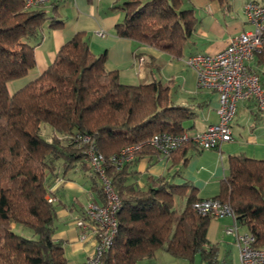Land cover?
Masks as SVG:
<instances>
[{
    "label": "trees",
    "instance_id": "obj_1",
    "mask_svg": "<svg viewBox=\"0 0 264 264\" xmlns=\"http://www.w3.org/2000/svg\"><path fill=\"white\" fill-rule=\"evenodd\" d=\"M186 1L122 0L112 6L123 12L114 32L182 57L200 22ZM26 2L0 0V264H68L65 242L53 238L57 215L48 180L60 167L64 172L90 168L87 145L74 140L77 132L91 135L107 158L142 143L123 167L106 165L121 206L118 230L102 264H148L159 249L188 264H231L219 260V244L207 237L212 217L194 208L201 199L194 184L173 182L181 175L178 169L148 175L145 188L130 179L137 173L131 168L137 158L161 154L147 142L151 136L180 134L189 129L185 122L197 116L193 106L172 102L169 87L157 76L162 64L149 55V80L124 84L118 69L107 68V50L93 52L87 32L80 30L46 70L11 91L12 80L35 69V48L45 32L65 24L59 0L33 7ZM256 64L264 79V50ZM260 119L256 113L254 121ZM194 148L188 140L173 150L169 170L185 165ZM227 163L213 197L228 202L238 223L255 235L254 244L264 247V159L240 152L227 155ZM91 175L92 188L103 199L102 184Z\"/></svg>",
    "mask_w": 264,
    "mask_h": 264
},
{
    "label": "crops",
    "instance_id": "obj_2",
    "mask_svg": "<svg viewBox=\"0 0 264 264\" xmlns=\"http://www.w3.org/2000/svg\"><path fill=\"white\" fill-rule=\"evenodd\" d=\"M121 1L59 0L58 10L65 24L45 32L41 43L35 48V69L12 80L11 91L39 76L54 61L59 48L77 31L83 30L87 32L93 52L107 50L106 66L108 69H118L120 81L124 84L148 81L147 58L149 55L155 57L162 64L157 76L169 87L172 102L193 106L197 112L196 117L185 122L188 130H203L217 122V93L198 88L196 71L185 60L196 53H215L226 47L233 35L248 29L250 24L243 8L247 0H229L227 6L219 0H187L186 5L195 7L200 22L182 57H174L156 47L139 45L132 39L117 36L114 26L123 18V12L112 9V6ZM260 110L253 100L241 101L232 122L233 140L222 143L219 149L200 150L196 147L190 151L185 165L177 164L170 170L171 160L160 153L139 157L131 166L137 173L130 179L145 188L148 175L157 177L178 169L181 175H175L173 182H191L200 198L215 196L220 191V180L228 170L227 155L244 152L250 157L264 159V111L261 113ZM256 113L261 117L257 122L254 121ZM57 171L48 180L50 193L55 198L57 215L53 238L65 242L68 264H84L94 249V241L80 239L81 230L75 220L81 214L84 202L89 199L100 201L101 198L92 188L91 168L74 166L64 172L60 167ZM233 221L230 216L213 217L207 237L212 243L219 244L220 261L242 264L235 237L225 232ZM241 228L248 230L243 225ZM184 261L159 249L148 264H186Z\"/></svg>",
    "mask_w": 264,
    "mask_h": 264
},
{
    "label": "built area",
    "instance_id": "obj_3",
    "mask_svg": "<svg viewBox=\"0 0 264 264\" xmlns=\"http://www.w3.org/2000/svg\"><path fill=\"white\" fill-rule=\"evenodd\" d=\"M50 1L27 0L26 3L33 7ZM243 8L250 24L248 29L233 35L226 47L215 53H196L185 60L196 71L198 88L217 93L218 121L194 132L154 134L147 142L164 157H169L173 150L188 140H192L200 150L219 149L222 143L233 140L232 122L241 101L253 100L259 109L264 110V85L261 69L256 64V56L264 50V1L247 0ZM74 140L87 145L86 162L102 184L104 198L84 202L81 214L75 220L81 230L80 239L94 241V249L84 264H102L101 257L112 245L118 230L117 211L121 206L120 198L106 175V165L111 163L117 168L123 167L135 158L134 153L142 143L126 145L107 158L91 135L77 132ZM49 200L55 201V198L49 195ZM193 206L199 213L212 218L232 217L234 221L225 232L235 237L242 264H264V247L254 244L256 237L253 233L241 230V224L228 202L205 197L196 200Z\"/></svg>",
    "mask_w": 264,
    "mask_h": 264
},
{
    "label": "rangeland",
    "instance_id": "obj_4",
    "mask_svg": "<svg viewBox=\"0 0 264 264\" xmlns=\"http://www.w3.org/2000/svg\"><path fill=\"white\" fill-rule=\"evenodd\" d=\"M43 132H44V134L47 135V136L50 135V133H51L50 128L47 127V126L44 127ZM91 170H92V169H91ZM18 227H20V226H18ZM21 227H22V226H21ZM244 229H245V228H241V230H243V231H244ZM27 230H28V229H27ZM28 231H30V230H28ZM184 262L187 264L186 261H184Z\"/></svg>",
    "mask_w": 264,
    "mask_h": 264
}]
</instances>
